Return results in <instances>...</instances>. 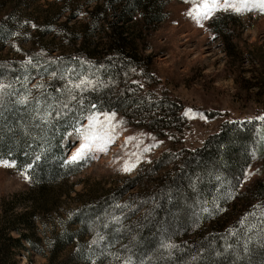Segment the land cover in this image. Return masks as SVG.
<instances>
[{
	"label": "trees",
	"instance_id": "16d2710c",
	"mask_svg": "<svg viewBox=\"0 0 264 264\" xmlns=\"http://www.w3.org/2000/svg\"><path fill=\"white\" fill-rule=\"evenodd\" d=\"M103 6L113 21L100 58L88 59L80 48L78 55L39 53L26 61L0 60V159L27 172L30 190L25 196L36 204L81 169V164L67 162L63 141L92 113L131 109L140 124L154 131L179 123L176 105L133 81L146 62L130 54L120 26L137 12L148 24L162 21L163 0H104ZM11 33L1 22L0 42ZM260 136L264 120L225 123L201 149L155 181L139 217L119 205L126 191L139 186L138 178L73 210L67 229L53 237L50 264H56L59 250L72 245L59 264H264V182L243 193L237 190L244 169L263 154ZM165 159L153 172L163 168ZM34 211L15 213L12 204L2 208L0 264H19L16 257L28 250L26 244L43 254L39 239L29 233Z\"/></svg>",
	"mask_w": 264,
	"mask_h": 264
},
{
	"label": "rangeland",
	"instance_id": "374dc122",
	"mask_svg": "<svg viewBox=\"0 0 264 264\" xmlns=\"http://www.w3.org/2000/svg\"><path fill=\"white\" fill-rule=\"evenodd\" d=\"M163 2L162 21L148 24L137 12L120 26L130 43V54L146 62L133 81L176 105L178 125L154 131L140 124L131 109L92 113L63 141L67 162L81 164V169L51 187L52 195L38 204L25 196L30 190L27 172H18L13 162L0 159L12 165L0 163V216L7 204L14 206L15 213L36 208L29 233L35 241L39 239L36 245L43 254L26 244L28 250L16 257L19 264H50L53 237L67 229L73 210L119 192L137 178L139 186L126 191L119 205L139 217L155 181L175 170L185 155L201 149L225 123L251 118L263 121L264 10L260 0H248L254 6L239 13L232 5L239 6L241 0H230L226 9L224 0H218L216 10L199 20L188 13L203 0ZM103 5L104 0H0V23L12 32L0 42V60L26 61L39 53L78 55L80 48L88 59L100 58L113 21L111 12H103ZM46 79L34 80L31 87ZM92 132L98 138L72 161L85 143L84 135ZM260 137L264 143V136ZM163 158V168L153 172ZM253 159L237 184L240 193L264 182V151ZM72 247L55 254L56 264L66 261Z\"/></svg>",
	"mask_w": 264,
	"mask_h": 264
},
{
	"label": "snow or ice",
	"instance_id": "6c2138e0",
	"mask_svg": "<svg viewBox=\"0 0 264 264\" xmlns=\"http://www.w3.org/2000/svg\"><path fill=\"white\" fill-rule=\"evenodd\" d=\"M217 3H218V0H203L202 5L194 7L193 9L189 11L188 14L194 15L197 18V20H199L201 16H203L204 18H207L210 12L216 10ZM229 4H230V0H224L225 9L229 6ZM232 6L234 7V10L239 13L244 10H251V8L254 5H250L248 3V0H241L239 6H235V5H232ZM259 7L261 8V10H264V0H260ZM3 87L4 86L0 85V94H2L3 92ZM76 87H79V85H76ZM108 119L110 120L111 117H108ZM260 119L264 120V116L260 117ZM97 138L98 136L94 132L86 133L84 135L85 143L82 144L80 146V149L76 152V154L72 156V161L78 160L83 155L84 151L90 147V141L95 140ZM0 163H3L5 166H12L8 164L7 161H0Z\"/></svg>",
	"mask_w": 264,
	"mask_h": 264
}]
</instances>
